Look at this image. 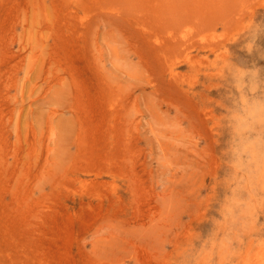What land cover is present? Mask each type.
<instances>
[{
  "label": "rangeland",
  "instance_id": "rangeland-1",
  "mask_svg": "<svg viewBox=\"0 0 264 264\" xmlns=\"http://www.w3.org/2000/svg\"><path fill=\"white\" fill-rule=\"evenodd\" d=\"M254 11L264 0H0V264H193L227 139L200 93L221 98L204 86L227 47L264 67L228 44Z\"/></svg>",
  "mask_w": 264,
  "mask_h": 264
},
{
  "label": "clouds",
  "instance_id": "clouds-1",
  "mask_svg": "<svg viewBox=\"0 0 264 264\" xmlns=\"http://www.w3.org/2000/svg\"><path fill=\"white\" fill-rule=\"evenodd\" d=\"M254 13L245 18L228 44L243 39L241 51L249 57L256 53L259 60H264V47L258 43L264 37V20L257 22ZM232 55L227 47V56L218 69L220 75L208 78L204 86L224 89L221 98L213 101L200 93L216 117L213 143L219 144L216 138L225 133L227 139L216 156L218 167L210 175L211 191L200 196L206 202V213L213 202L218 204L220 218L212 217L214 228L206 238L192 230L187 251L194 258L193 264L199 258H204V264H236L250 243L264 247V67L258 66L255 59L250 66L245 58L233 62ZM213 103L222 109L220 115L209 107ZM221 168L223 175L219 176L217 170ZM217 188L223 189L221 199H217Z\"/></svg>",
  "mask_w": 264,
  "mask_h": 264
}]
</instances>
